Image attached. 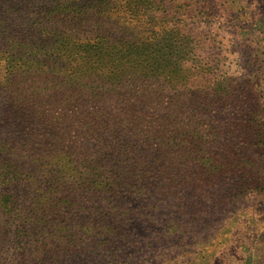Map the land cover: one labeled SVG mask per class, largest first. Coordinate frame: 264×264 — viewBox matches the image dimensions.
Wrapping results in <instances>:
<instances>
[{
	"label": "rangeland",
	"instance_id": "374dc122",
	"mask_svg": "<svg viewBox=\"0 0 264 264\" xmlns=\"http://www.w3.org/2000/svg\"><path fill=\"white\" fill-rule=\"evenodd\" d=\"M146 1L150 13L135 19L126 0L111 3L106 25H167L187 38L202 109L138 104L184 130L171 174L183 182L89 189L87 174L59 167V137L26 124L0 90V136L15 160L1 183L11 199L0 264H264V0Z\"/></svg>",
	"mask_w": 264,
	"mask_h": 264
},
{
	"label": "trees",
	"instance_id": "16d2710c",
	"mask_svg": "<svg viewBox=\"0 0 264 264\" xmlns=\"http://www.w3.org/2000/svg\"><path fill=\"white\" fill-rule=\"evenodd\" d=\"M122 1L0 0V90L12 93L8 104L26 124L59 137V167L87 174L89 189L152 185L165 192L183 182L171 174L186 135L169 125L171 112L149 116L138 104L183 108L189 101L201 110L199 89L189 85L202 72H189L187 38L167 25H106L108 6ZM150 8L126 0L124 12L135 19ZM9 140L0 136L5 208L11 197L1 183L15 161L6 154Z\"/></svg>",
	"mask_w": 264,
	"mask_h": 264
}]
</instances>
